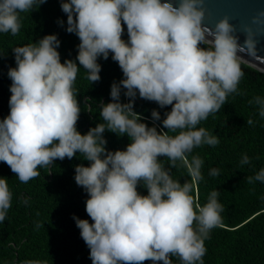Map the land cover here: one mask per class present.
Returning a JSON list of instances; mask_svg holds the SVG:
<instances>
[{
	"label": "clouds",
	"instance_id": "obj_1",
	"mask_svg": "<svg viewBox=\"0 0 264 264\" xmlns=\"http://www.w3.org/2000/svg\"><path fill=\"white\" fill-rule=\"evenodd\" d=\"M45 2L0 0V33L16 36L20 14ZM256 3L244 19L225 13L209 23L207 0H61L66 31L80 41L76 60L61 62L56 34L13 48L15 67L7 73L10 111L0 120V162L21 183L56 160L79 154L90 162L77 165L74 178L88 195L85 211L91 223L73 218L92 264H173L172 257L180 264H204L205 240L222 226L223 205L218 191L203 206L194 197L204 161L188 157L195 148L220 143L197 126L231 94H239L242 66L264 64L258 47L264 38V0ZM124 25L127 40L122 38ZM109 54L123 78L112 83L110 101L101 103L103 122L82 134L74 87L78 72L82 67L91 83L98 82V58L107 60ZM122 89L127 103L121 102ZM137 93L160 108L171 106L161 130L155 123L149 127L134 111ZM249 103L258 105L264 117V98L256 96ZM151 118L160 121V112L153 109ZM106 130L127 135L126 148L108 150ZM177 162L187 168L190 182L172 178L170 169ZM250 162L246 154L240 161ZM218 174L215 168L209 172ZM255 181L264 183V168L248 178ZM141 183L146 195L137 190ZM12 196L7 178L0 177V222Z\"/></svg>",
	"mask_w": 264,
	"mask_h": 264
},
{
	"label": "trees",
	"instance_id": "obj_2",
	"mask_svg": "<svg viewBox=\"0 0 264 264\" xmlns=\"http://www.w3.org/2000/svg\"><path fill=\"white\" fill-rule=\"evenodd\" d=\"M20 32L0 33V120L9 114L11 80L9 67H15L13 48L40 40L43 36L56 34L60 40L58 51L61 62L76 60L80 43L75 33H68L67 14L61 9V0H46L45 3L27 13H21ZM60 21H63L61 25ZM123 39L127 40L124 25ZM78 64V61H76ZM101 65L98 82L91 83L87 72L80 68L74 87L81 108L77 129L86 133L97 123H102L101 103L110 101L111 85L119 82L123 73L111 58H98ZM244 77L238 88L239 94H231L227 103L197 127H204L216 136V146L202 145L189 154L199 156L203 161V179L194 186L193 195L203 206L212 191H218V201L223 205L222 226L211 230L205 240L207 249L204 264H264V183L248 182L261 168H264V117L259 115V106L249 103L254 97L264 98V72L242 66ZM121 90V102L128 99ZM160 112L161 120L153 121L151 112ZM171 106L160 108L152 101L141 99L137 93L134 111L140 113L143 122L157 130L162 129L161 121ZM253 120L252 125L247 120ZM164 131H167L164 129ZM174 135V133H169ZM107 149L123 150L130 142L127 135L105 131ZM250 158V164L241 165L243 155ZM161 163L168 167L167 158ZM90 162L77 154L72 159L56 160L47 168H40V175L27 183H21L10 168L0 162V177L7 178L11 190L12 206L3 222H0V264H92L89 248L80 236L74 216L81 219L90 217L85 211L88 195L75 182V168ZM171 168L174 180L190 182L187 168ZM218 169L217 176H210L211 169ZM138 192L147 194L141 183ZM26 201V202H25ZM173 264H180L177 257ZM145 264H151L146 261Z\"/></svg>",
	"mask_w": 264,
	"mask_h": 264
},
{
	"label": "water",
	"instance_id": "obj_3",
	"mask_svg": "<svg viewBox=\"0 0 264 264\" xmlns=\"http://www.w3.org/2000/svg\"><path fill=\"white\" fill-rule=\"evenodd\" d=\"M258 6L256 0H207L208 22H213L225 13L236 16L238 19H244ZM241 40H243V37H241ZM258 47L259 54L264 56V38H261ZM252 67L264 72V69H262L264 64L260 66L253 65Z\"/></svg>",
	"mask_w": 264,
	"mask_h": 264
}]
</instances>
